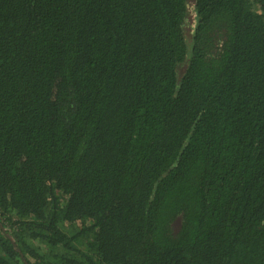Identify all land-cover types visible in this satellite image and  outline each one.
<instances>
[{"label":"trees","instance_id":"1","mask_svg":"<svg viewBox=\"0 0 264 264\" xmlns=\"http://www.w3.org/2000/svg\"><path fill=\"white\" fill-rule=\"evenodd\" d=\"M0 264H264V0H0Z\"/></svg>","mask_w":264,"mask_h":264}]
</instances>
